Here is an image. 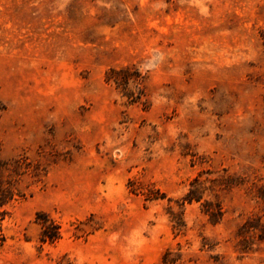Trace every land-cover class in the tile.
Segmentation results:
<instances>
[{
  "label": "rangeland",
  "instance_id": "1",
  "mask_svg": "<svg viewBox=\"0 0 264 264\" xmlns=\"http://www.w3.org/2000/svg\"><path fill=\"white\" fill-rule=\"evenodd\" d=\"M0 156V264H264V0H0Z\"/></svg>",
  "mask_w": 264,
  "mask_h": 264
},
{
  "label": "trees",
  "instance_id": "2",
  "mask_svg": "<svg viewBox=\"0 0 264 264\" xmlns=\"http://www.w3.org/2000/svg\"><path fill=\"white\" fill-rule=\"evenodd\" d=\"M143 78V75H141V73L135 69L134 66L129 65L120 68L112 67L105 74V80L113 82L117 88H120L123 95H125L130 102H144L142 100L145 95ZM130 85H133V87L131 88ZM21 168L23 167L19 159H16L11 163L10 161L4 160L0 156V206L7 205L17 199V197L23 196V193L14 187V182L16 180L15 177L21 174ZM24 168H29L28 163ZM197 180L198 179L192 181V187L186 194L184 200L189 202L192 200H201L202 196L199 188L195 186L196 183H198ZM204 205L206 206L205 212L213 221L221 218L223 211L220 204L217 203L213 205L212 203L205 201ZM1 219L2 218H0V245H2L5 241V235L1 229ZM49 220V225H47L46 221L43 223L42 240H46L47 238L52 240L60 236L59 225H57L53 220ZM178 224H181L180 221H178ZM243 229L244 233L253 231V233L257 236V239L260 242H264V222L260 219H248L243 224ZM247 242L248 240L244 238L243 243L247 245Z\"/></svg>",
  "mask_w": 264,
  "mask_h": 264
}]
</instances>
